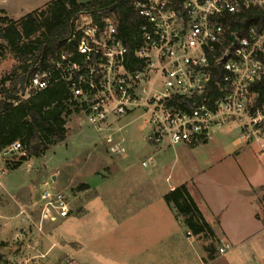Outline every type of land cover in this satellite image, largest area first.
<instances>
[{
	"label": "built area",
	"instance_id": "1",
	"mask_svg": "<svg viewBox=\"0 0 264 264\" xmlns=\"http://www.w3.org/2000/svg\"><path fill=\"white\" fill-rule=\"evenodd\" d=\"M252 7L264 10V0H133L125 28L114 17L96 21L81 12L62 48L28 61L21 97L65 84L71 108L105 134L113 156H125L124 130L141 120L156 150L200 146L213 130L235 125L234 145L264 158V25L244 32L231 25ZM127 116L134 118L124 122ZM9 148L25 151L20 141ZM153 163L150 156L142 165ZM43 186L40 227L73 211L64 191L51 181Z\"/></svg>",
	"mask_w": 264,
	"mask_h": 264
},
{
	"label": "rangeland",
	"instance_id": "2",
	"mask_svg": "<svg viewBox=\"0 0 264 264\" xmlns=\"http://www.w3.org/2000/svg\"><path fill=\"white\" fill-rule=\"evenodd\" d=\"M42 1L0 0V19L7 16L19 20ZM21 64L22 58L0 39V85L1 80ZM70 112L65 116L66 138L50 146L42 157L23 160L25 151H13L9 147L0 150V264L26 261L27 264H66L73 258L87 264H124L127 254L138 255L144 249L136 242L137 238L132 242L125 236L127 224L134 217L145 215L140 210L146 209L147 204L158 205L154 196L147 194L144 197L149 202L139 205L141 209L127 206L129 198H139L135 193L148 191L140 190L138 184L155 181L161 191H167L169 174L175 185H180L184 178L210 175L223 163L219 158L235 149L234 140L238 136L235 125L215 129L209 144L190 147L186 160L181 159L173 168L172 163H165L150 174L159 162L142 165L153 155L152 146L144 139L149 130L142 129L143 121H134L124 131L125 156H113L108 151L105 134L91 127L84 115L72 108ZM133 118L127 116L124 122ZM261 160L264 164V158ZM46 181H51L52 187L70 197L76 212L74 216L46 222L40 227L38 200ZM87 183L97 189V196L94 189L88 190ZM83 184L88 187L81 189ZM130 186L133 189H128ZM153 199L155 201H151ZM261 200L264 201V193ZM261 214L264 215V202ZM176 230L180 247V242L187 241V229L177 224ZM200 238L219 245L217 238L206 235ZM75 243L81 247L77 248Z\"/></svg>",
	"mask_w": 264,
	"mask_h": 264
},
{
	"label": "crops",
	"instance_id": "3",
	"mask_svg": "<svg viewBox=\"0 0 264 264\" xmlns=\"http://www.w3.org/2000/svg\"><path fill=\"white\" fill-rule=\"evenodd\" d=\"M50 1L43 0L26 13L42 8ZM212 138L213 135L205 144H209ZM234 146L233 151L219 158L223 163L218 164L215 172L206 176L184 178L185 181L180 183L186 185L205 220L214 230L219 245L214 243V246L210 247L213 241L203 242L200 238L203 236L194 235L185 225L175 205L165 201L164 196L180 186L171 183L172 177L169 174L166 177L169 183L167 191H161L158 183L150 181L138 184L140 190L148 191L135 193L139 198H129L128 207L138 206L141 209L139 205L143 206L149 202L144 195L152 194L158 205L150 207L147 204L146 209L140 210L145 215L134 217V220L131 219L132 222L126 225L125 236L131 238L132 242L137 238L136 242L139 246L143 245L144 249L140 255L127 254L123 259L124 264H179L180 261L182 264H264V215L261 214L264 202L261 200L264 193V164L253 147ZM190 147L196 146L178 145L162 150L152 147L151 156L159 165L150 174H154L165 163H172L173 168L181 159L186 160L190 154ZM88 185L90 186L88 190L94 189L96 192L94 196H97V189ZM128 189L133 187L130 186ZM154 199L151 201H155ZM72 204L74 207L73 202ZM75 212L76 209L73 208L69 217L74 216ZM177 224L187 229V241L180 242V247ZM75 244L77 248L81 247V244ZM227 244L229 247L224 253H220L219 248ZM76 261L87 264L80 259Z\"/></svg>",
	"mask_w": 264,
	"mask_h": 264
},
{
	"label": "trees",
	"instance_id": "4",
	"mask_svg": "<svg viewBox=\"0 0 264 264\" xmlns=\"http://www.w3.org/2000/svg\"><path fill=\"white\" fill-rule=\"evenodd\" d=\"M133 0H51L19 20L0 19V39L22 64L1 80L0 85V150L20 141L25 150L23 160L42 157L50 146L66 138L65 116L71 112L70 95L65 84H55L27 98L21 97L26 83L28 61L37 53L46 54L65 45L72 32L71 21L88 11L96 21L111 16L120 27L134 19ZM232 29L244 32L251 25H264V10L252 7L232 19ZM23 39L21 42L20 40ZM9 82V86L6 83ZM79 112V110H75ZM88 185H81L87 188ZM174 204L185 225L196 236L216 238L185 184L164 196ZM214 246V242L210 247Z\"/></svg>",
	"mask_w": 264,
	"mask_h": 264
},
{
	"label": "water",
	"instance_id": "5",
	"mask_svg": "<svg viewBox=\"0 0 264 264\" xmlns=\"http://www.w3.org/2000/svg\"><path fill=\"white\" fill-rule=\"evenodd\" d=\"M53 179L55 180L56 178L54 177Z\"/></svg>",
	"mask_w": 264,
	"mask_h": 264
}]
</instances>
